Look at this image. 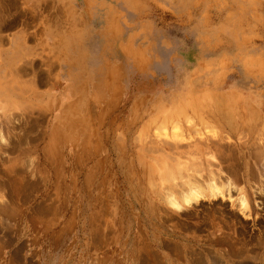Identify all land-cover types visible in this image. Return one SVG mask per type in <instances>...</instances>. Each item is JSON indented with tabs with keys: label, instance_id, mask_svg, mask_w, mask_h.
Segmentation results:
<instances>
[{
	"label": "rangeland",
	"instance_id": "rangeland-1",
	"mask_svg": "<svg viewBox=\"0 0 264 264\" xmlns=\"http://www.w3.org/2000/svg\"><path fill=\"white\" fill-rule=\"evenodd\" d=\"M0 264H264V0H0Z\"/></svg>",
	"mask_w": 264,
	"mask_h": 264
},
{
	"label": "bare ground",
	"instance_id": "bare-ground-1",
	"mask_svg": "<svg viewBox=\"0 0 264 264\" xmlns=\"http://www.w3.org/2000/svg\"><path fill=\"white\" fill-rule=\"evenodd\" d=\"M179 140V139H178ZM182 140V139H181ZM234 169V168H233ZM181 175V174H180ZM184 175V174H183ZM229 177V176H228ZM186 178V177H185ZM231 178V177H230ZM182 179V178H181ZM230 180V179H229ZM180 181V180H179ZM232 181V180H231ZM237 181V180H236ZM251 181V180H250ZM224 182V181H223ZM234 184V181H232ZM239 183V182H238ZM231 182L225 181V183H221V181H216V179H212L206 186H190L189 189L187 190L186 185H184V192L180 194V199H177L176 196L170 197V199L167 200L169 206L174 208L177 211H181L184 208L191 207L194 204H199L201 200H204L205 198H210L213 200H217L220 198V196H225L226 192L228 193V197L231 191ZM235 185V184H234ZM181 188V187H180ZM182 188V190H183ZM238 188V187H236ZM186 189V190H185ZM235 189H233L234 191ZM238 190V189H237ZM242 193V192H241ZM234 194V193H233ZM232 194V195H233ZM239 194V192H238ZM237 194V195H238ZM177 195V194H176ZM231 195V194H230ZM243 197L240 198V205L242 207L247 208L249 205V202L247 200V197L242 193ZM227 196L224 197L223 199L226 200L228 198ZM231 198V196H230ZM235 198V197H234ZM231 200H234L233 198ZM230 201V200H229ZM202 203V202H201ZM239 204V201H238ZM237 204V207H238ZM235 205V204H234ZM195 207V206H194ZM239 208V207H238ZM183 212V210H182ZM245 212V211H244ZM217 213V212H216ZM183 214V213H182ZM219 214V213H218ZM224 241V240H223Z\"/></svg>",
	"mask_w": 264,
	"mask_h": 264
}]
</instances>
